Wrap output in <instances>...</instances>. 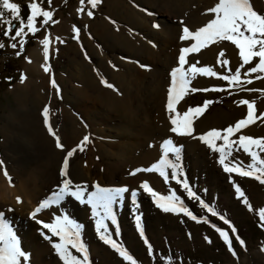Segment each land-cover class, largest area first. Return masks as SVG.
I'll list each match as a JSON object with an SVG mask.
<instances>
[{
    "label": "rangeland",
    "instance_id": "374dc122",
    "mask_svg": "<svg viewBox=\"0 0 264 264\" xmlns=\"http://www.w3.org/2000/svg\"><path fill=\"white\" fill-rule=\"evenodd\" d=\"M192 1L101 0L97 7L93 9L87 0H84L83 6H81L80 0H52L51 5H49L48 0H11V2L19 5L18 15L25 23L27 16L30 15V9L27 5L34 2L38 3L43 10L53 11L52 20L56 21V23L49 21L41 27L43 18L38 17L35 26L40 30L35 35L28 33L24 36L27 42L24 44L23 51L17 56L16 52L20 50L17 41L20 38L12 41L9 37L3 36L4 25L0 22V43L4 45L3 48H0V166L2 169L0 172V191H2L4 196V199H0V202H2L0 203V212H4L12 221H14L13 219L22 221L25 219L24 222L28 223V221L32 220L29 215L32 210L29 207L27 210L23 209L25 207L23 206L25 197L20 193L18 185H28L29 183L28 186L31 187L33 178H22L18 170L20 169V163L28 166L33 157L40 155L36 140L27 136L30 133H35V124H41L44 130H47V126L43 122L44 118L40 113L50 103V109H54L55 112L53 131L63 143L68 140V131L65 127L61 110H65L83 130L77 144H79L84 135H89L90 137V142L82 145L83 151L78 149L69 158L72 169L81 161L89 158L94 159V163L105 170L106 168L110 169L114 166L117 168L119 166L118 168L124 169V176L117 172L114 173L113 179H110L108 176L99 174L96 181L101 186L105 184L104 186L110 187L112 186L110 183L113 182L115 186L126 185L132 190V188L139 189L141 181L147 180L150 186L160 194L166 195L169 189L175 190L177 195H181L184 204L194 214L198 217L204 216L208 218L209 223L207 224L197 223L183 214L175 215L174 219L171 217L168 220L167 216L169 215H166L168 213L158 209L151 197L142 191H139L138 194L137 212L136 208L131 204L129 194H125L124 201L120 202V206H117V209L115 207L120 235L116 237L114 234L113 238L125 246L137 261V264H163V258L165 257H171L173 264H264V251H261L264 248V225L259 220V208L264 207V185L253 178L240 177L235 173H225L222 166L218 163L219 155L217 153H214L197 140H194L192 146L188 149L185 142L186 139L180 144L183 145L181 153L183 178L187 179L192 189L201 199L215 208L216 216H211V214L207 213L205 209L199 206L197 201L187 199L186 194L183 193V190L175 181L169 180L166 184L158 173H155L156 175L153 174L154 176H143V178L134 176L136 179H131L128 183H124L122 178L132 177L129 175L130 171L145 165H141V162H124V158L121 157L119 161L115 160V158L107 159L104 149L108 148L107 143L114 140V138L111 136L112 133L108 123L102 120V115L105 114L102 105L100 103L92 105L90 101H86L85 106L86 111H89L88 114L77 107L79 101L84 99L85 93L75 94L74 88L75 90L84 89L86 93H90L91 97H95L94 95L100 89L106 92L112 90V88H108L101 81H106L114 87V75L118 76L127 70L125 69L126 66H121L116 59L121 60L123 63L125 61L129 62L135 66H148L146 62H154L158 49H162L165 46V43H163L164 39L167 40V46L174 48V40H179L178 37L182 35L183 26L189 27L190 30H195L209 22L211 17L213 18L212 14L204 13L211 16L207 15V17L201 12L208 0ZM253 3L256 9H264V0H253ZM81 7L84 8V11L78 13L77 9ZM87 10L93 12L92 17H88L85 14ZM197 11L199 12L198 15H201L200 21H194L195 23L191 24L192 22L188 21L192 17V13H197ZM3 20L11 21L15 27H19V22L14 20L11 13L7 10L3 13ZM139 21H145L149 27L147 29H152L156 35L151 36L147 34L149 32L146 28L137 26ZM162 23L174 27L177 32V38L172 39V36H169L166 30L162 29ZM154 24H158L160 27L158 29L154 28ZM74 26L78 31H74ZM98 28L104 29L103 37L96 34V29ZM24 31L27 32V29L25 28ZM135 34L139 36L138 39H134L136 37ZM10 35H14V31ZM45 35L49 37V58L46 61L47 67L51 72L49 82L52 84L54 80L60 89L57 95L53 88L54 93L51 99L47 90L43 91V98H39L36 95L39 76L30 74L26 65L30 51L43 45L41 41ZM61 41L63 42L61 43ZM218 42L235 46L229 41H216V43ZM10 43H17V48L9 47ZM129 44L132 45V49H142V52L138 53L141 58L132 55L131 50H129ZM153 44L155 47L152 46ZM146 47L150 50L145 49ZM102 58L106 59L107 62L115 60L113 64L115 67L106 63L103 67L98 68L99 60ZM82 64L85 69L83 68L82 73H79L77 68L82 67ZM239 64L226 66L217 73L218 75H225L234 72V69ZM88 66L95 70L94 77L89 78V71L86 70ZM247 67L241 69L242 81L245 79L244 73ZM21 74L25 77L23 82L20 79ZM257 75H260L261 78L256 79ZM247 79H251L252 83L243 84V89L251 88L258 91L241 90L240 86L235 84L229 88L227 81L215 78L214 82L194 85L189 88L220 87L227 89V91L204 92L198 90L195 93L189 91L181 101L185 103L186 108L201 106L205 100L213 101L200 115L209 121L210 126L207 129L209 131L211 129L221 130L233 125L236 122L232 117L233 108L246 106H239L238 102L240 99H247L250 102H254V114L259 117L255 120L254 127L256 126V129L261 131L264 129V117L259 116L260 113H264V74L251 73ZM144 84L142 83L141 85L143 97L148 91ZM230 92L232 93L231 95L229 94ZM143 97L142 99H145ZM100 129H103L105 133H101ZM194 133L193 135L195 136L203 134H197L196 131ZM140 135L141 137L144 136L143 133ZM234 135L231 139L237 138ZM262 137L260 135L258 138ZM217 143L219 144L220 141H217ZM233 157L244 166H247L250 162L248 157L247 160L244 159L245 156H243L242 151L239 153L233 151V156L228 157V159L232 160ZM41 170H43V167ZM5 172H8L7 176L4 175ZM230 178L232 182L241 187L252 206V211H249L242 200L235 195ZM121 181L123 182L121 183ZM47 185L49 187L50 183L48 182ZM50 188L52 187L50 186ZM56 190L57 187H53V190L51 189L43 193V195L41 193L38 194L40 196L34 199L35 203L33 204L39 203L42 201L40 200L41 198H46ZM9 196L13 198H9ZM16 196L21 198V203H17L16 200V202L13 201ZM9 209H12V211H9ZM134 214H140L142 217L145 237L154 249L153 256H149L144 241L135 229ZM220 216H223L230 223L225 224L220 219ZM75 221L82 224L78 219ZM213 224L222 230L228 231L235 255L228 250V246L219 236V233L211 227ZM110 227L112 226L110 225ZM232 227L236 229L235 233H232ZM94 228V226H84L82 229V239L89 248L91 264H127L110 246L99 240ZM27 233L24 232L23 234L27 235ZM29 235H36L40 241L48 242L43 239L36 226L29 231ZM134 235L137 238L133 239ZM236 236H239L244 241L243 246L236 241ZM205 237H208V240H205ZM19 239L23 246L24 238L19 237ZM209 241L211 242L209 243ZM34 242V239L29 237V244L34 245ZM42 253L38 256H30L31 264H47L46 262L52 258L55 259L56 264H60L53 249L48 248V251H43Z\"/></svg>",
    "mask_w": 264,
    "mask_h": 264
},
{
    "label": "snow or ice",
    "instance_id": "6c2138e0",
    "mask_svg": "<svg viewBox=\"0 0 264 264\" xmlns=\"http://www.w3.org/2000/svg\"><path fill=\"white\" fill-rule=\"evenodd\" d=\"M52 0H48L51 5ZM91 8L95 9L101 0H87ZM81 6L84 5V0H80ZM0 6L2 10H7L11 13L14 20L19 22V27H15L11 21L3 20V11H0V22L3 23V36L9 37L10 40L16 41L19 44V51L16 55L19 56L23 51L24 44L27 42L24 39L28 33L35 35L40 29L35 26L38 17H42L41 27L47 24L49 21L56 23L52 20L53 11L43 10L38 3H30L27 7L30 9V15L26 18V23L22 20L19 13V5L11 2V0H0ZM84 11V8H78L77 12ZM206 12L213 14V18L209 20L205 25L195 30H190L189 27H182V35L179 36L180 41L189 42L190 46L182 47L179 49L178 66L173 67L170 71V86L167 89V103L166 111L170 114V129L169 131L176 136L190 137L204 144L208 149L219 155L218 163L222 166L225 173H235L240 177H249L258 181L264 185V138H253L252 136L240 134L236 139H231L234 134L239 133L243 128L250 124H253L257 117L254 114L253 104L247 99H240L239 105L247 106V115L224 129L217 130L211 129L198 136L193 135V120L198 118L207 107L213 103L211 100H205L203 105L196 107H189L182 113L177 111V104L183 99L186 93L191 91H227L225 88L212 87L197 89L195 87L189 88L191 81L197 74L206 77H216L220 80L227 81L228 87L231 88L234 84L240 86L241 90L246 91H258L257 89H243V84H251L252 80L247 79L251 73L264 74V9H256L254 7L253 0H218L215 5ZM85 14L88 17L93 16L91 10H87ZM183 24V22H181ZM154 28H159L160 25L154 24ZM27 29V32L24 29ZM14 31V35H10ZM74 31H78L75 29ZM216 41H229L239 50V59L241 63L234 69V72H230L225 75H218L217 71H214L211 67H197L199 61L190 64L187 68L186 55L191 53H198L202 48L207 47L209 44ZM63 41H61L62 43ZM17 43H10L9 47L17 48ZM43 44V58L45 61L49 58V37L44 36L41 41ZM151 43V41H149ZM155 47V45H152ZM3 43H0V48H3ZM220 57L224 55L223 50L218 54ZM255 58V59H254ZM27 59V58H26ZM30 62V61H29ZM217 63L226 67L228 65L227 59H218ZM248 66L244 77L241 80V69ZM141 67H146L141 65ZM44 71L48 72L49 68L44 67ZM256 79H260L261 76L257 75ZM21 82L25 79L21 74ZM105 83L108 88H113L112 84ZM53 88L57 95L60 89L56 85L55 81H52ZM232 94L231 92L229 93ZM259 116L264 117V113H260ZM44 124L47 126L49 134L54 138L55 147L63 149L64 146L61 143L60 137L53 131L51 124L49 123V107L45 106L43 109ZM217 141H220L218 144ZM90 142L89 135H84L79 144L71 150H66V155L63 158L62 167L59 169V176L62 178L57 186V190L53 191L51 195L40 201L37 207L29 214L31 219L40 226L39 233L44 240L51 244L52 249L55 251L60 264H91L89 256V248L82 239L83 225L76 222L71 218L67 210L61 209L64 206L66 198H72L78 201L79 204L85 205L89 208L91 217L94 220L95 232L100 241L105 245H108L113 249L119 257L122 258L127 264H137V261L129 253L122 243H119L113 238L120 235V228L118 225L117 214L115 212V206L124 201L125 194H129L131 204L136 208L138 212V194L142 191L148 194L156 207L165 213H178L183 214L189 219L196 221L197 223H209L207 217H198L189 207L184 204V200L181 195H177L175 190L169 189L168 194H160L155 191L147 180L141 181L139 189L130 190L125 186L106 187L101 186L98 182H94L91 185L86 183H74L70 178L68 171L69 158L79 149L83 151L82 145H86ZM153 145L149 144V147ZM161 155L156 162H153L146 168H135L129 172L130 176H135L137 173H158L167 184L169 180L175 181V183L186 194V198L194 200L199 203V206L206 210L211 216H216L217 212L214 207L206 203L197 193L192 189L187 179H184V173L181 164V153L183 145L177 144L169 137L162 140L160 144ZM233 151L239 153L243 152L248 158L249 163L244 166L241 162L237 161L235 157L229 160L228 157L233 156ZM7 176V173L5 172ZM10 179V178H9ZM233 187L235 195L242 200V202L248 207L249 211H252V206L242 191L241 187L234 182ZM17 203H21V198L16 197ZM55 209L54 215L50 216L49 221L37 219L38 215L45 210ZM12 211V209H9ZM220 219L225 224L230 222L223 216ZM259 220L264 225V207L259 208ZM135 229L137 230L140 238L144 241L149 256H153L154 249L149 244L144 234L142 226V217L140 214H134ZM110 225L112 227H110ZM215 229L219 236L223 239L228 246V250L235 255L232 249V242L229 237L228 231L222 230L211 225ZM46 230V231H45ZM232 233H235L236 229L231 228ZM236 241L243 246L244 241L239 236L235 237ZM208 240V237H205ZM211 241H209L210 243ZM264 251V248L261 249ZM75 253V254H74ZM0 264H31L30 253L22 246L21 240L18 238L17 233L13 230L10 222L6 219L5 213L0 212ZM163 264H173L171 257L163 258Z\"/></svg>",
    "mask_w": 264,
    "mask_h": 264
},
{
    "label": "bare ground",
    "instance_id": "6f19581e",
    "mask_svg": "<svg viewBox=\"0 0 264 264\" xmlns=\"http://www.w3.org/2000/svg\"><path fill=\"white\" fill-rule=\"evenodd\" d=\"M217 2L218 0H208L205 3V6H203V9L202 8H201L202 10L200 9L202 14L204 13L206 14V9H209L211 6H214L215 3ZM198 14H199L198 11L197 13L193 12L192 17H190L188 22H192L191 24H193L194 21H198L201 18V15ZM137 24L136 25L139 26L140 28H146V29L149 28L146 25L145 21L144 22L139 21L137 22ZM161 26L163 30H166V33H168L169 36L170 35L172 36V39L177 38L176 36L177 32L174 27H171L163 23ZM147 30L149 32L147 34H150L151 36L156 35V33L152 31V29H147ZM96 34L100 37L101 36L103 37L104 29L103 28L96 29ZM136 35L137 34H135V36ZM138 38L139 36H136L134 39H138ZM166 42L167 40L164 39L163 43H165V46L162 49L161 48L158 49V51L155 54L156 57L154 56L155 57L154 62L153 61H150L151 63L146 62L148 65L146 67H141V65L139 66L131 65V63L126 61L123 63L121 62V60L116 59V61L121 66L123 65L126 66L125 69L127 70L125 72L120 73V75L118 76L114 75L115 78L113 79H115V85L111 91L106 92L105 90L100 89L94 95L95 97H91L90 93L89 94L86 93L84 89L75 90L74 88L75 94L85 93L84 99L79 101L77 105L79 109L86 111V106H85L86 101L87 102L90 101L92 105H96L97 103H100L103 107L105 114L102 115L103 116L102 120L103 122L108 123L109 129L111 130L112 133L111 136L114 138V140H111L110 142L107 143L108 146L107 149L103 148L105 150V156L107 159L115 158V160L119 161V158L121 157L124 158V162L126 161L141 162L142 163V164L140 163L141 165H145L142 166L141 168H146L159 159V156L161 155V151H162L160 148V144L162 140L165 138L171 137L174 140V142L177 144L183 143L184 139H186L185 142L187 148L190 149V147L192 146V142L195 139H192L190 137L176 136L175 134H172L169 131L170 114L166 111L167 89L170 86V71L173 67L178 66L177 62H178L179 49L182 47H188L190 46V44L189 42L174 40L175 47L172 48L167 46ZM129 47H130L129 50H131L133 56L137 58H141L140 54L138 53L139 52L141 53L142 49H138V50L132 49L131 44H129ZM145 49H149V48L146 47ZM221 50H223L224 52V55L222 57L218 55ZM238 53L239 50L235 46L233 47L228 44L224 45L221 42L220 43L214 42L209 44L207 47H205L203 50L199 51L198 53L187 54L186 55L187 64L185 65V67L187 68L190 64L199 61L197 67L207 66V67H211L214 71L218 72L220 69L224 68V66H221L217 63L218 59L221 60L227 59L228 60L227 67L234 66L238 63H241ZM27 60L28 61L26 65L28 72L30 74L33 75L35 74L39 76V78L37 77L38 85L36 87V95H38L39 98H43V91L45 92L47 90L48 95H50L49 98L51 99L54 93L53 92L54 89L52 84H50L49 82V78L51 76L50 70L48 72L44 71V67H47L48 64L43 58V45H40L37 48H34L32 51H30ZM99 61L100 62L98 68H101L106 63L112 64V66H114L113 64L115 60L107 62L106 59L102 58ZM83 68L85 69V66L82 64V67L80 66L77 68L78 72L82 73ZM86 70L89 71L88 72L90 74L89 78L95 76V70L92 67L88 66V69ZM215 78L216 77H206L197 74L195 78L191 81L189 87L194 85L214 82ZM142 83H145L144 85L146 86V89H148V91H146L147 94L144 97L142 96V88H141ZM142 97L145 99H142ZM50 105L51 104L48 103L49 123L54 129L55 124L53 121V117L55 112L54 109L52 110L50 109ZM186 109L187 108L185 106V103L183 101H179L177 104V111L182 113ZM247 110L248 109L246 106L233 108L232 117L234 121L237 122L238 120L245 118L247 115ZM60 112L63 115L65 127L68 131L67 142L63 143L61 141V143L64 146L63 149H58L55 147L54 138L51 137L48 130L46 131L44 130L41 124H35L36 127L35 133L33 134L30 133L27 136L28 138H34L36 140V142L38 143L37 149L39 150L40 155L33 157V160L28 166L26 164L20 163V169L18 170L22 178L23 177L33 178V180H31L33 181V183H31V187L28 186L29 183L28 185L27 184L22 186L21 184L18 185V188L20 189V193H22L25 197V201L23 205L25 206L23 208L25 210H27V208L29 207V209L33 211L38 204V203L33 204L35 203L34 199L40 196L38 194L41 193V195H43V193H46L51 189L53 190V187L58 186L59 182L62 179L59 176V169L62 167L63 158L66 155V150H71L72 148L76 147L78 145L77 144L78 139L83 133V130L79 127V125L75 122V120L68 115V113L65 110H61ZM85 113L88 114L89 111L87 110ZM40 114L43 117V111ZM254 124L255 123L248 125L247 127L243 128L239 133H236L234 136L238 137V135L243 134V135L252 136L253 138H258L260 135H262L263 136L262 138H264V129L260 131L256 129V126L254 127ZM209 126H210L209 121L205 120L201 116H199L198 118H194L193 120V130L196 131L197 134L205 132L207 129H209ZM99 131L101 133H105L103 129H100ZM141 133H143L144 135V136L142 135L143 137H141L140 135ZM149 144L153 146L149 147ZM243 156H245L244 159L247 160V156L245 154H243ZM42 167L43 170H41ZM118 167L119 166H117V168ZM117 168H115L114 166L113 168L110 169L107 168L106 170L102 169L94 163V159L89 158L88 160H83L80 163H78L73 169L69 161L68 171L70 174V178L73 180L74 183H86L91 185L94 182H98L96 181V179H97V175L99 176V174L103 176H108L110 177V179L111 178L113 179L114 173L117 172L120 173L121 176H124L123 174L125 173L124 169L123 168L117 169ZM1 170L2 169L0 166V172ZM153 174L156 175L155 172L153 173L142 172V173H137L135 176H139L143 178V176L144 177L154 176ZM132 177L130 178L124 177L122 179L124 180V183H128L129 181H131V179H136L134 178V176ZM48 182L50 183L49 187H47ZM122 182L123 181H121V183ZM21 183L23 182L21 181ZM110 184H112L111 187H115V184L113 182ZM50 186L52 188H50ZM16 197L13 200L14 202H16L15 201ZM9 198H13V197L9 196ZM44 198L45 197L41 198L40 200H43ZM0 199H4L2 191H0ZM72 203L74 204V206ZM117 206L119 207L120 203H118L115 206L116 209ZM64 209L67 210V213L70 214L72 219L74 220L78 219L84 226L86 227L94 226V220L91 217L89 208L86 207L85 205L79 204L78 201H75L72 198H66V201L64 202V206L61 209V211H63ZM54 214H56L54 208L52 210H45L38 215L37 219L48 222L50 216ZM166 215H169L167 217L168 220H170L171 217L172 219H174V216L175 215L178 216L179 214L168 213ZM5 217L10 222V225L13 228V230L17 233L18 238L19 237L24 238L23 247L30 253V256L32 257L36 255L38 256L39 254H43L42 253L43 251H48V248L52 249L51 244L49 242L44 243L45 241L44 242L40 241L36 235L33 236L29 235V231L32 228H34V226H36V228L38 229L40 228V226L37 225L33 220H30L28 221V223H25L24 222L25 219H23L24 221L20 219L19 220L13 219L14 221H12L6 215ZM24 232L25 233L28 232L27 235H24L23 234ZM29 237L34 239L35 241L34 245L29 244ZM133 237H134L133 239L137 238L135 237V235ZM46 263L56 264V261L55 259L52 258L50 261Z\"/></svg>",
    "mask_w": 264,
    "mask_h": 264
},
{
    "label": "trees",
    "instance_id": "16d2710c",
    "mask_svg": "<svg viewBox=\"0 0 264 264\" xmlns=\"http://www.w3.org/2000/svg\"><path fill=\"white\" fill-rule=\"evenodd\" d=\"M0 11H3V13L5 12V10H2V6H0ZM212 205V204H211Z\"/></svg>",
    "mask_w": 264,
    "mask_h": 264
}]
</instances>
